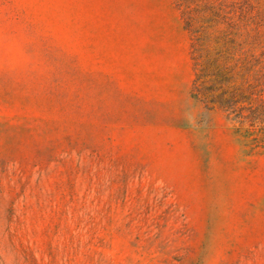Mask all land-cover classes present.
Wrapping results in <instances>:
<instances>
[{"label":"rangeland","instance_id":"1","mask_svg":"<svg viewBox=\"0 0 264 264\" xmlns=\"http://www.w3.org/2000/svg\"><path fill=\"white\" fill-rule=\"evenodd\" d=\"M264 60V0H222ZM178 0H0V264H264V148L192 96Z\"/></svg>","mask_w":264,"mask_h":264},{"label":"trees","instance_id":"2","mask_svg":"<svg viewBox=\"0 0 264 264\" xmlns=\"http://www.w3.org/2000/svg\"><path fill=\"white\" fill-rule=\"evenodd\" d=\"M190 34L192 96L225 111L233 124L264 148V60L240 19L222 12V0H178Z\"/></svg>","mask_w":264,"mask_h":264}]
</instances>
